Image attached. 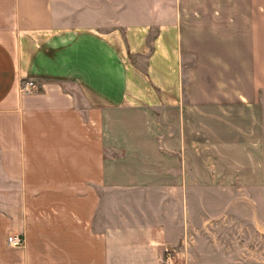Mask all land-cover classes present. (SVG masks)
<instances>
[{
    "label": "crops",
    "instance_id": "0c3cea01",
    "mask_svg": "<svg viewBox=\"0 0 264 264\" xmlns=\"http://www.w3.org/2000/svg\"><path fill=\"white\" fill-rule=\"evenodd\" d=\"M0 264H264V0H0Z\"/></svg>",
    "mask_w": 264,
    "mask_h": 264
},
{
    "label": "built area",
    "instance_id": "2783aa9c",
    "mask_svg": "<svg viewBox=\"0 0 264 264\" xmlns=\"http://www.w3.org/2000/svg\"><path fill=\"white\" fill-rule=\"evenodd\" d=\"M35 86L36 83L33 80H25L23 81L21 88L24 91H31ZM23 241H24L23 234L22 235L16 233L8 234L7 243H10L13 246H21L24 243ZM166 252H167L166 261L169 263L172 261L173 253L169 249Z\"/></svg>",
    "mask_w": 264,
    "mask_h": 264
},
{
    "label": "rangeland",
    "instance_id": "374dc122",
    "mask_svg": "<svg viewBox=\"0 0 264 264\" xmlns=\"http://www.w3.org/2000/svg\"><path fill=\"white\" fill-rule=\"evenodd\" d=\"M24 237V236H23Z\"/></svg>",
    "mask_w": 264,
    "mask_h": 264
}]
</instances>
